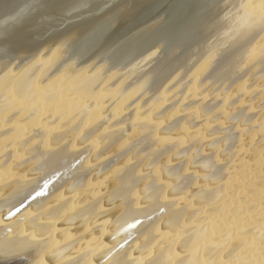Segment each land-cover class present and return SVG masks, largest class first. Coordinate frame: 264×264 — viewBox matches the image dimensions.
Listing matches in <instances>:
<instances>
[{"label": "bare ground", "instance_id": "obj_1", "mask_svg": "<svg viewBox=\"0 0 264 264\" xmlns=\"http://www.w3.org/2000/svg\"><path fill=\"white\" fill-rule=\"evenodd\" d=\"M122 15L118 9L75 40L70 60L84 61ZM40 56L14 72L8 58L0 60V264H264V179L254 183L262 174L256 171L260 155L251 163L255 146L252 153L248 147L240 153L243 140L232 129L235 121L236 129L247 126L245 137L256 140L257 149L264 145L263 117L257 124L239 106L240 99L264 100V0H224L211 35L193 59L153 84L126 85L75 71L40 85L36 80L49 66V54ZM200 90L207 101L197 100ZM192 106L196 117L207 116L201 121L210 128L201 137L207 142L203 151L198 150L202 141L198 146L185 138L190 131L183 127L192 130V113L177 118ZM105 109L108 115L101 117ZM219 110L243 113L244 120L231 114L234 122L229 119L227 127ZM180 125L187 135H179ZM211 134L216 135L208 139ZM183 136L189 141L185 148L174 143L183 144ZM216 144L231 149L224 159L228 165L234 166L229 160L238 154L241 176L215 163L224 161L212 156ZM185 152L187 168L170 169ZM141 153L150 158L145 161ZM136 157L143 164L133 165L140 169L136 172L124 168L126 175L132 171L133 182L121 190L125 175L108 179L110 172ZM151 158L160 163L153 166ZM194 164H203L211 177ZM148 165L153 168L144 170ZM173 173L185 193L182 185L164 192ZM150 197L158 204L147 205Z\"/></svg>", "mask_w": 264, "mask_h": 264}, {"label": "water", "instance_id": "obj_2", "mask_svg": "<svg viewBox=\"0 0 264 264\" xmlns=\"http://www.w3.org/2000/svg\"><path fill=\"white\" fill-rule=\"evenodd\" d=\"M224 0H0V60L18 71L49 54L40 85L75 71L149 85L181 71L211 35ZM123 10L118 24L80 63L72 44Z\"/></svg>", "mask_w": 264, "mask_h": 264}, {"label": "rangeland", "instance_id": "obj_3", "mask_svg": "<svg viewBox=\"0 0 264 264\" xmlns=\"http://www.w3.org/2000/svg\"><path fill=\"white\" fill-rule=\"evenodd\" d=\"M257 85H261V83H259V84L257 83ZM63 86H64V85H63ZM63 86H61L62 89H64ZM201 89H202V88H201ZM247 92H249V90H247ZM205 93H206L205 91L200 90V95H198V96H197L198 99H197V98H196V99L199 100V101H201V99L204 98ZM241 93H243V94H244V93L247 94L246 91H245V92L240 91V94H241ZM243 94H242V95H243ZM245 94H244V95H245ZM222 96H224V95H222ZM222 96H221V95L218 96V99H217L216 97H215V98H216L218 101H219L220 99L223 100L224 97H222ZM240 96H241V95H240ZM199 97H201V98H199ZM219 97H220V98H219ZM221 97H222V98H221ZM210 98H211V96L208 97V100H209ZM242 98H243V96H242ZM182 99H183V98H182ZM196 99H194V100H196ZM205 99H207V98H204L203 101H207V100H205ZM250 99H251V98H250ZM250 99L247 98V100H250ZM217 100H216V101H217ZM222 100H220V101L222 102ZM247 100H245V99H244V100H243V99H240V102H239L240 105H239V104H238V105H239L240 107H242L241 111H246L248 116H249V114L252 115V116L254 115V116H253V120H258V118H259V120H260V117H261V119H262V117H263V119H264V100H259V101H256V102H255L254 100H252V99H251L250 101H247ZM255 100H256V99H255ZM257 100H258V99H257ZM199 101H197V104L199 103ZM214 101H215V100H214ZM245 101H246V102H245ZM137 102H139V101H137ZM137 102H136V103H137ZM169 102H170V99L167 100V103H169ZM252 102H254L255 105H253ZM257 102H258V103H257ZM136 103H135V104H136ZM184 103H185V102H184ZM184 103H183V104H184ZM250 103L252 104V106H251ZM105 104L107 105V103H105ZM135 104H134V105H135ZM180 104H181V103H180ZM181 105H182V104H181ZM241 105H242V106H241ZM195 106H196V105H195ZM195 106L190 107L189 110H187V109L182 110L183 112L178 113L179 115H177V118H181V117H182L184 114H186V113H187V114H188L189 112H190V114L192 113L193 116L190 115V116H192L191 119H192V123H193V127H191L192 130H190V127H187L188 125H184L183 128H187V130H186L187 132L190 131V132H193V133H191V134L189 135L190 132H188V136H185L184 133H186V135H187V132H186V131L183 132L184 129H183V128L181 127V125H180V126H179V129L181 128V130H182V129H183V130H182V131L180 130V131H181V132H180L181 134L179 133V135H180V136L184 135L186 139H189V136H190L191 140L193 141V139H194L193 142H195V143L199 146L198 143H200V142L202 141V138H204V136H205L204 133L206 132V130H208V129H210V128L207 127V125H206L207 123H204V122H203V123H204V124H203L202 121H201V120H204V119L207 117L206 115H204L203 117H201V115H200V118H199V117H196V116H198V113H197V115H196V113L193 112V111L195 110V108H193V107H195ZM250 106H251V107H250ZM96 108H98V107H96ZM127 108H128V107H127ZM128 109H129V108H128ZM128 109H127V110H128ZM192 109H194V110H192ZM101 110H102V109H101ZM191 110H192V111H191ZM51 111H52V110H51ZM99 111H100V110H99ZM219 111H220V110H219ZM219 111H218V112H219ZM185 112H186V113H185ZM220 112H221V114H222L221 116H222V118H223V119H222L223 122H224L225 120L229 121V119H231V122H232V118H230V117H233V116H231V114H233V113H231V114L229 113V114H228L227 110H225V111H220ZM249 112H251V113H249ZM49 114H51V113L49 112ZM97 114H98V113H97ZM134 114H135V112H134ZM137 114H138V113H137ZM173 114H174V115L170 117L171 119H173L174 117H176L175 112H174ZM194 114H195V115H194ZM106 115H108V110L105 109V110H104V113H103V114L101 113L100 116L103 117V116H106ZM115 115H116V114H115ZM181 115H182V116H181ZM233 115H234V114H233ZM236 115H237V117H238V116H239V117H240V116L242 117V116H243V113H241V115H240L239 113H237V114H235L234 116H236ZM227 116H229V117H227ZM255 116H256V117H255ZM172 117H173V118H172ZM239 117H238V120L235 119L236 117H235L234 119L237 120V121L243 122L244 118L242 117V119L239 120ZM254 117H255V119H254ZM113 119H114V118H113ZM197 119H198V120H197ZM215 119L218 120L217 118H214V117H213L212 120H214L215 122H217ZM169 120H170V119H169ZM241 120H242V121H241ZM259 120L257 121V124L260 122ZM214 121H213V124H212V125H217V124L214 123ZM200 122H201V123H200ZM225 122H226V121H225ZM231 122H230V121H229V122H226V123H228V124H227V127H228V125H230ZM233 122H234V121H233ZM233 122H232V124H233ZM196 123H197V124H196ZM202 124H203V125H202ZM234 124H235L236 126L238 125V123H237L236 121H235ZM239 124H241V123H239ZM255 124H256V123H255ZM257 124H256V125H257ZM151 125H153V122H152ZM196 125H197V126H196ZM200 125H201V126H200ZM205 125H206V126H205ZM251 125H253V124H251ZM153 126H154V125H153ZM202 126H203V128H202L203 130H202L201 128H199V127H202ZM236 126H235V127L233 126L232 129L235 130V132L238 131V132H239V135L237 134L238 132L236 133L237 136H238L237 138H238V139L241 138V139H239V140H243V141H240V143H239V144L242 145V147H241V149H240V153H241V151L244 150L246 147L250 148V147L255 146L256 148H255V147H253V148H254L255 150H257V151L255 152V150H254V152H253L254 154L252 153V150H253V149L250 148V152L252 153L251 156L253 155L252 158L255 160V162H254V160L251 158V161H250L251 163H252V162H253V163H256V161H257L256 159H257V158L259 157V155H260V157H259L258 159H259V163H261V164H259V163L257 162L258 168L256 169V171L258 170L259 173H260V174L262 173V174L260 175L261 177L258 175L259 179L257 178V180L254 181L255 185L258 186V185H260V183H258V182H261L260 180H263V179H264V173H263V172H264V170H263V169H264V168H263V166H264V164H263V163H264V155H263V154H264V145H263L262 147H260V149H257V148H259V147H258L259 145H258V143L256 142V140L254 139L255 141H254V142H253V141L251 142V141H249V140H253V139H251V138H252L251 136L249 137V139H247V138H248L247 135H246L247 137H245V133H244V132H246V129H244V127H247V126L242 125L241 127L239 126L238 129H236ZM113 127H114V128H113ZM115 127H116L115 125H114V126H111L109 129H107L108 131H107V130H106V131H107V132L112 131V129H116ZM155 127H156V126H155ZM204 127H206V129H205ZM48 128H50V126H48L47 129H48ZM196 128H197V129H196ZM198 128H199V129H198ZM239 128H240V129H239ZM47 129H46V130H47ZM193 129H194V130H193ZM200 129H201L202 131H200ZM158 130H159V129H158ZM198 130H199V131H198ZM239 130H240V131H239ZM194 131H196V132H194ZM182 132H183V134H182ZM200 132H201L200 135H202V133H203V136H200V135L198 134V136L200 137L201 140L199 139V137H198L197 135L194 134V133L197 134V133H200ZM240 132H241V133H240ZM242 133H244L243 136H240V134L242 135ZM47 134H49L48 136L52 135L51 132H50V133H47ZM47 134H46V135H47ZM55 135H56V134H55ZM179 135H176V137L178 136L177 138H179V137H180ZM191 135H194L195 137H194V136L192 137ZM215 135H216V134H211V136L209 135V137H207V138H208V139H209V138H212V136L214 137ZM218 135H220V134H218ZM184 136L181 137V138H184ZM201 137H202V138H201ZM205 137H206V136H205ZM220 137H221V135H220L219 137H217V138H220ZM177 138H176V139H177ZM185 138H184V139H185ZM195 138H196V139H195ZM197 138H198V139H197ZM244 138H245V140H244ZM184 139H183V141H184L183 144H185V146H184L183 144H180L179 141H178V142L176 141V142H174V143H175L177 146L181 145L183 148H185L186 146H188L187 143H189V141H187V143H185V142H186V139H185V140H184ZM208 139H206L205 141H207ZM196 140H197L198 142H196ZM239 140H237L236 142H235V140H232L231 142L234 143V144H238V141H239ZM247 140H248L249 142H247ZM199 141H200V142H199ZM87 143H88V142H87ZM87 143H86V142H85L84 144L74 143V145H76V146H78V148H80L81 146L83 147L84 145H87ZM200 144H201V148H200V146H199V149H198V150L203 151V150L205 149V147L207 146V142L205 143L204 141H202ZM217 144L219 145V143H217ZM217 144L215 145V147L213 146L215 149L212 147V149H213L215 152H214V151L212 152V149H211V150L208 149V151L206 150L205 153L207 152V153L210 154V152H212V153H213V154H212L213 157H214V155H215V156L218 155V157H219L218 159H220V158L223 157L222 160H224L227 156H229V154H231V149L229 148L228 151H226L227 148H224V147L217 148V147H216V146H218ZM181 146H180V147H181ZM189 146H190V145H189ZM183 148H182V149H183ZM191 148H193V147H191ZM195 148H196V147H195ZM195 148H194V150H195ZM216 148H217V149H216ZM262 148H263V150H262ZM151 149H152V148H151ZM151 149H150V150H151ZM153 149H154V148H153ZM251 149H252V150H251ZM150 150H149V151H150ZM189 151H190V150H189ZM209 151H210V152H209ZM257 152H258L259 154H258ZM262 152H263V153H262ZM144 153L147 154V152H144ZM144 153H141V154H140V156H142L143 158H144V156H145ZM149 153H150V152H149ZM152 153H156V152H152ZM185 153H186V152H185ZM187 153H189V152H187ZM187 153H186V156H187V157H186V156H183L184 153H183L182 157L180 156L181 154L178 155V156L175 154V156H177V157H179V158H178V159L176 158L175 161H174V158H175V157H173V161H174V162L172 161L173 164L171 163V165L169 166V168H170V169H171L172 167H173V168H176L175 170H176L177 173H178V172H182L183 169L187 168V164H186V160L188 159V155H187ZM216 153H217V154H216ZM256 153H257V154H256ZM142 154H143L144 156H143ZM157 154H158V153H157ZM157 154H156V157H157V159L159 160V157H160V156L157 155ZM236 154H237V153H236ZM236 154H235L233 157H235ZM149 155H151V157H152V154H151V153L148 154V156H149ZM261 155H262V156H261ZM153 156L155 157V154H154ZM237 156H238V154H237ZM237 156L235 157V159L237 158L236 160L233 161L232 159H234V158H232L231 160H229V161H231V163H234V166H233V164H231V165L229 164V165H228L227 163H229V162H226L225 160H224L225 162L222 161V162H221L222 164H221V163H218L217 161L215 162L216 159L214 158V162H215L217 165L219 164V165H222L223 167L225 166V167H224L225 169H226V168H231V170H230V169H227V170H228L227 172H232V173H231L232 175L239 174V175H237V176H241V174H240V169L238 168V165H239L240 168H242V167H241V166H242V165H241V161H242V160L240 161V160L238 159L239 156H238V157H237ZM254 156H255V158H254ZM257 156H258V157H257ZM145 157H146V156H145ZM156 157H155V158H156ZM243 157H244V155H243ZM149 158H150V157H149ZM149 158L146 157V158H144V160H145V159L147 160V159H149ZM169 158H171V160H172V157H169ZM134 159H135V158H134ZM137 159L140 160L141 158H140V157H136V159H135L136 162L133 160V158H132V159L127 158V159L124 161V164H121V165H119V166H116V167L114 168V170L110 172V177H109L108 179L113 178L116 174H120L121 172H123V176H122V178H123L124 175H125V178H126V179H125V180L123 179L124 181H122V180H121V181H122L123 183H125L126 185H125V186L122 185V187H120L121 190H122L123 187L126 188L127 185H130V186H131L133 181H132V182L130 181V180H132V178L130 179L129 176L131 177L130 174H133V173H132V171H130V170H131V169H130V170H128V171H130V172H128L129 175H126L125 172H127V171L124 172V170H125L124 168H125V167H129V166H132V167H133V165H136L137 163H138V165H139L140 163L143 164L142 162H143L144 160H143V161H140V163H139V161H138ZM151 159H153V158H151ZM160 159H161V157H160ZM167 159H168V158H167ZM261 159H262V160H261ZM141 160H142V159H141ZM146 160H145V161H146ZM153 160H154L155 162H153ZM153 160H151V161H152V164L157 162V160H155V159H153ZM189 160H190V159H189ZM220 160H221V159H220ZM133 161H134V162H133ZM151 161H149V164H151ZM159 161H161V160H159ZM159 161H158V162H159ZM232 161H233V162H232ZM260 161H262L263 163L260 162ZM158 162H157V163H158ZM187 162H188V160H187ZM189 162L192 163L191 161H189ZM93 163L95 164L96 161H95V162H91L90 164H93ZM134 163H135V164H134ZM144 163H145V162H144ZM147 163H148V161H147ZM147 163H145V165H146ZM159 163H160V162H159ZM235 163H236V164L239 163V164L237 165V167H236V164H235ZM138 165H137V166H138ZM194 165H195V164H194ZM198 165H199V164H198ZM198 165L196 164L195 167H197L198 169L200 168L201 170L203 169V173L206 172V175L209 176V177H211V175H208L209 172L207 173V171H204L206 168H205V167H204L205 169L203 168V164H201V165H202V168H201V167H198ZM240 165H241V166H240ZM91 166H92V165H91ZM137 166H134V167H135V168L133 167L134 169L131 167L132 170H134V171L136 172L135 169L138 168ZM153 166H155V165L153 164ZM153 166L148 165L144 170H151V169H149V168H151V167L153 168ZM226 166H227V167H226ZM228 166H229V167H228ZM259 166L262 168V170H261V168H260ZM140 167H141V165H140ZM144 167H145V166H144ZM144 167H143V168H144ZM148 167H149V168H148ZM147 168H148V169H147ZM197 168H196V169H197ZM232 168H233V169H232ZM237 168H238V169H237ZM141 169H142V168H141ZM177 169H178V170H177ZM198 169H197V170H198ZM200 169H199L198 171H200ZM236 169H237V170H236ZM138 170H140V169L138 168ZM229 170H230V171H229ZM233 170H234V171H233ZM238 170H239V171H238ZM260 170H261V171H260ZM134 171H133V172H134ZM137 172H138V171H137ZM145 172H146V171H145ZM147 172H148V171H147ZM201 172H202V171H201ZM128 173H127V174H128ZM138 173H139V172H138ZM142 173H143V172H142ZM171 173H172V172H171ZM235 173H236V174H235ZM120 175H122V174H120ZM120 175H119V176H120ZM169 175H170V174H169ZM126 176H127V177H126ZM134 176H135V175H134ZM161 176L163 177V175H161ZM161 176H160V177H161ZM172 176H173V178H177V177H175V176H177V175H176V174L174 175V173H173V175L170 176V178H172ZM262 176H263V177H262ZM117 177H118V176H117ZM168 177H169V176H168ZM203 177H204V174H203ZM128 178H129V179H128ZM173 178H172V179H173ZM196 178H197L196 180H199V179H198L199 177H196ZM260 178H263V179H260ZM116 179H117V182H118L119 179H118V178H116ZM209 179L211 180V178H208V180H209ZM104 180H105V179H104ZM104 180H103V181H104ZM173 180H174V179H173ZM173 180H171V181L169 180L170 182L167 180V182H169V184L166 183V184L164 185V192H167L168 189H169V187L171 188V186L174 187V186L177 185V182L179 181V179H178V180L175 179V180H177V182L174 180L173 183H175V184L172 185L171 182H172ZM112 181L114 182V180H112ZM115 181H116V180H115ZM129 181H130L131 183H130ZM204 181H206V180H204ZM204 181H201L200 184L205 183ZM256 181H257V182H256ZM113 182H112V183H113ZM114 183H115V182H114ZM127 183H129V184H127ZM145 183H146V182H145ZM170 183H171V184H170ZM181 183L184 184L183 182H179L180 185H182ZM180 185H177V186L179 187ZM215 185H217V184H215ZM148 186H149V185H148ZM182 186H183V188L180 186L182 190H181L180 188L177 187V188L179 189L178 191L181 190V191H180L181 193H185V192H182V191L185 189V188H184L185 186H184V185H182ZM174 188H176V187H174ZM137 189H140V190H141V188H137ZM118 190H119V188H118ZM134 190H135V189H133V191H134ZM140 190H139V192H138V190H137L138 193H136V194H140ZM102 191H103V189H102ZM127 191H128V190H127ZM131 191H132V190H131ZM131 191H130V192H131ZM135 191H136V190H135ZM141 191L143 192V190H141ZM144 191H145V192H144L145 194H146V193H147V194L150 193V191H149V192H146V190H144ZM152 191H153V190H152ZM152 191H151V192H152ZM101 193H102V192H101ZM132 193H133V192H132ZM144 193H143V194H144ZM153 193H154V195L156 196L157 193H156L155 191H153ZM153 193H152L151 195H153ZM181 193H180V194H181ZM136 194L134 193L133 195H136ZM143 194L141 193L140 195H143ZM140 195H138L139 198H141ZM151 195H150V196H151ZM103 196H104V195H103ZM146 196H147V195H146ZM146 196L144 195V196L142 197V200H144ZM104 197H105V196H104ZM156 197H157V196H156ZM150 198H151V200H152V201H150L151 203H148V204H147L146 202H144L143 204H145V205H146V204H147V205H153V204H154V201H156L155 204H158V203H157V200H156L158 197H157L156 199L154 198L155 200H153V197H150ZM140 200H141V199H140ZM142 200H141V201H142ZM148 200H150V199L147 198V201H148ZM115 201H116V200H115ZM115 201H114V202H115ZM142 202H143V201H142ZM104 204L107 205V204H108L107 201H106V203H105V202H102L100 205H104ZM147 207H149V206H147Z\"/></svg>", "mask_w": 264, "mask_h": 264}]
</instances>
